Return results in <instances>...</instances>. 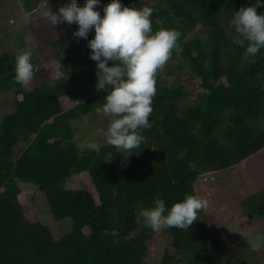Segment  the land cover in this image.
I'll list each match as a JSON object with an SVG mask.
<instances>
[{
  "label": "trees",
  "instance_id": "1",
  "mask_svg": "<svg viewBox=\"0 0 264 264\" xmlns=\"http://www.w3.org/2000/svg\"><path fill=\"white\" fill-rule=\"evenodd\" d=\"M41 1L26 0L28 10ZM250 2L123 0L152 7L154 31L179 27L182 52L168 62L185 68L204 90L197 103L182 109L188 94L166 84L160 70L152 127L143 130L146 143L130 155L110 144L78 155L75 132L91 129L86 119L102 108L106 92L95 88L96 62L86 40L73 38L75 23L50 44L52 59L34 71L42 82L27 91L14 82L15 56L0 54V95L22 96L0 121V264H149L154 231L141 226L139 210L157 197L168 206L186 194L210 200L198 186L209 173H230L228 186L242 198L231 211L242 207L244 218L264 221V188L248 194L244 185L251 160L263 157L264 165V89L258 79L264 77V50L246 57L227 30L234 11ZM93 36L94 30L88 39ZM32 62L36 67L38 60ZM75 175H88L92 189L70 185ZM28 187L44 196L42 218L23 206L20 196ZM47 205L55 221H68L61 239L49 227L57 222ZM206 208L189 229L165 226L175 256L166 252L161 264H173L176 256L180 264H257L258 252L244 245L235 254H217L218 242L201 215ZM248 224L240 227L247 231Z\"/></svg>",
  "mask_w": 264,
  "mask_h": 264
},
{
  "label": "clouds",
  "instance_id": "2",
  "mask_svg": "<svg viewBox=\"0 0 264 264\" xmlns=\"http://www.w3.org/2000/svg\"><path fill=\"white\" fill-rule=\"evenodd\" d=\"M68 0L53 11L48 7L43 17L54 28L58 24L77 28L73 38L86 40L89 58L96 62L97 91L106 92L102 105L109 123L103 135L108 144L117 149L132 151L146 143L144 129H150L153 98L156 95L157 74L173 53L182 52L179 27L153 30L154 11L147 5H125L123 0ZM264 0H254L234 11L227 24L234 34V43L244 48L246 57H255L264 50ZM179 23V22H178ZM94 30V36L88 39ZM30 49L20 50L15 56L14 82L25 91L34 78L35 66ZM264 89V77L258 78ZM102 144L89 141L78 146V155L99 153ZM207 200L199 195L186 194L182 200L168 206L164 199L155 198L150 207H142L138 221L142 227L158 232L162 227L189 229L197 220Z\"/></svg>",
  "mask_w": 264,
  "mask_h": 264
},
{
  "label": "rangeland",
  "instance_id": "3",
  "mask_svg": "<svg viewBox=\"0 0 264 264\" xmlns=\"http://www.w3.org/2000/svg\"><path fill=\"white\" fill-rule=\"evenodd\" d=\"M67 2L68 0H42L29 11L26 0H0V54L6 53L16 56L20 50L30 49L33 54L32 59L38 60L35 68L37 70L43 69L53 57L54 51L50 44L56 40H61L68 31L66 24H58L53 28L43 17V12L48 7L56 11L59 6ZM83 2L84 0H78L80 5ZM107 2L108 0H101V5ZM151 4L156 5V2ZM101 5L97 7L102 11ZM196 33L198 32L196 31L193 35ZM160 75L166 84L182 88L188 94L183 98L182 109L186 103H197L198 96L204 93L200 80L192 79L191 74L185 68L180 70L176 62H167ZM41 82L40 78L34 77L30 87ZM21 98V95L17 96L14 93L0 95V121L3 115L15 111V100ZM82 101L77 100L76 103ZM89 119L92 121L91 129L78 128L75 132V141L79 145L89 141H95L102 145L108 144L103 132L108 126L109 118L103 114L102 108L96 110L86 120ZM131 153L132 151H129L127 155ZM120 158L118 161L122 163L123 160ZM262 158L253 159L248 165L250 167L247 169V173H249L244 182L245 187L247 186L249 189L248 194L258 193L264 188V165L260 160ZM202 176V181L198 186L202 189L203 195L211 196V199L207 201V208L201 215L205 218L207 228L218 242L217 254L220 257H225L231 253L235 254L232 250H238L239 246L244 245L248 249L258 252L257 264H264V221L244 218L242 207L237 212L230 210L231 203L233 201L240 202L242 198L233 191L231 186H228L229 181L232 179L229 172L221 175L220 178L210 173ZM70 180L69 184L73 185L75 189H92V182L88 175L73 176ZM212 181L214 185H212ZM20 199L26 209L32 210L37 217L42 218V209L45 207L43 194L36 192L32 187H28L23 189ZM47 212L51 220L57 222L49 214L48 205ZM244 221L249 222L247 231L240 227ZM58 222L52 225L51 222L49 223V227L52 228L55 234V239H61L68 233L66 232L68 229H64L65 226L62 224L68 221ZM45 224L47 225V223ZM253 228L256 229L258 236L251 231ZM164 230L165 226L160 231L154 232L150 242L149 264H161L166 252L175 256L174 250L169 244L171 238L164 233ZM232 234L236 236V240L229 237ZM241 236H245V240ZM250 250L248 251L250 252ZM175 258L173 264H180V257L176 256Z\"/></svg>",
  "mask_w": 264,
  "mask_h": 264
}]
</instances>
